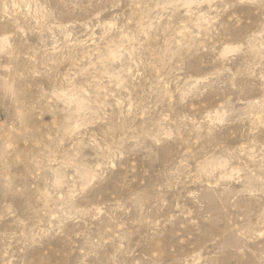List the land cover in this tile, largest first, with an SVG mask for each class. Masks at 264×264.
<instances>
[{
    "label": "rangeland",
    "instance_id": "rangeland-1",
    "mask_svg": "<svg viewBox=\"0 0 264 264\" xmlns=\"http://www.w3.org/2000/svg\"><path fill=\"white\" fill-rule=\"evenodd\" d=\"M0 264H264V0H0Z\"/></svg>",
    "mask_w": 264,
    "mask_h": 264
}]
</instances>
